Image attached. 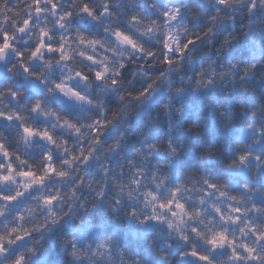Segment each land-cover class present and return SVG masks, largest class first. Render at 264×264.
I'll list each match as a JSON object with an SVG mask.
<instances>
[{
  "label": "clouds",
  "instance_id": "clouds-1",
  "mask_svg": "<svg viewBox=\"0 0 264 264\" xmlns=\"http://www.w3.org/2000/svg\"><path fill=\"white\" fill-rule=\"evenodd\" d=\"M0 264H264V0H0Z\"/></svg>",
  "mask_w": 264,
  "mask_h": 264
}]
</instances>
